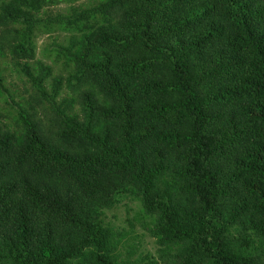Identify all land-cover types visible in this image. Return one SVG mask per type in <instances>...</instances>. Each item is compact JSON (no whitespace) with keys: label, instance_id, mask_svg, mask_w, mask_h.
Wrapping results in <instances>:
<instances>
[{"label":"trees","instance_id":"obj_1","mask_svg":"<svg viewBox=\"0 0 264 264\" xmlns=\"http://www.w3.org/2000/svg\"><path fill=\"white\" fill-rule=\"evenodd\" d=\"M12 1L0 49L32 60L31 16L58 2ZM78 19L72 102L39 83L32 115L0 121V264H119L102 211L129 194L156 221L152 264H264V0H107Z\"/></svg>","mask_w":264,"mask_h":264},{"label":"rangeland","instance_id":"obj_2","mask_svg":"<svg viewBox=\"0 0 264 264\" xmlns=\"http://www.w3.org/2000/svg\"><path fill=\"white\" fill-rule=\"evenodd\" d=\"M52 3L32 14L29 47L34 58L13 59L10 52L0 49V121L9 128L21 123V116L34 113L32 99L41 88L57 107L68 106L72 100L67 91L71 73L69 62L76 52L80 34L79 16L91 12L107 0H69ZM12 0H0V14L12 12ZM23 10L17 12L22 16ZM27 24L21 25L26 32ZM42 81V82H40ZM44 99L42 98V101ZM78 105L73 104V109ZM102 221L114 233L115 261L119 264H152L159 261L160 245L156 221L142 210L136 194L123 196L112 207L102 211Z\"/></svg>","mask_w":264,"mask_h":264}]
</instances>
